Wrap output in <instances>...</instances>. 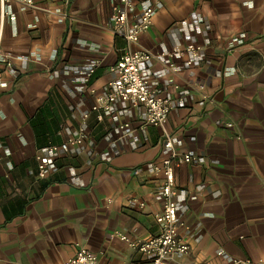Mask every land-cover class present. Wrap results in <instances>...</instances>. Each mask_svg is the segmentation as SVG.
<instances>
[{
	"label": "crops",
	"instance_id": "1",
	"mask_svg": "<svg viewBox=\"0 0 264 264\" xmlns=\"http://www.w3.org/2000/svg\"><path fill=\"white\" fill-rule=\"evenodd\" d=\"M141 1L155 7L133 46L151 53L141 74L173 101L166 129L192 156L175 170L179 236L190 249L168 264H223L219 250L264 258V0ZM112 6L6 5L14 18L0 22V54L9 55L0 59V264H63L80 247L102 264L150 263L133 244L159 232L161 131L130 102L91 111L125 50ZM189 44L202 49L194 56ZM81 134L68 152L43 151ZM39 154L52 162L43 178Z\"/></svg>",
	"mask_w": 264,
	"mask_h": 264
},
{
	"label": "built area",
	"instance_id": "2",
	"mask_svg": "<svg viewBox=\"0 0 264 264\" xmlns=\"http://www.w3.org/2000/svg\"><path fill=\"white\" fill-rule=\"evenodd\" d=\"M10 0H0V22L4 16L14 18L11 10L6 8ZM24 7L34 4V0H16ZM113 6L109 17L111 29L114 35L119 36L126 42L125 50L119 60L110 67L113 76L108 81V91L104 99H97L91 106V111L103 110L105 114H110L112 105L118 101L130 102L133 106L144 108L145 124L155 126L160 129L161 135L158 144L164 152L161 163L154 166L157 174H162L164 183L161 187L162 209L155 218L159 225L158 234L146 239L139 240L133 244L140 252L150 258L149 264H168L169 260L175 256H185L189 252V244L179 236V229L183 225L178 218V207L175 199L177 190L175 187V170L192 161L189 153H183L177 149L174 143V134L166 129V120L172 109V100L160 95L156 89L150 87L148 80L141 74V64L151 58V53L133 48L139 43L140 36L152 26L155 7L144 4L141 0H112ZM133 16V17H131ZM202 49L200 45L189 44L185 50L194 56ZM176 52V51H175ZM34 58H39L32 55ZM25 58V57H21ZM2 62L9 59V55L0 54ZM27 60V58H25ZM190 60L187 64H191ZM12 73L15 69L8 66ZM169 68L174 72L177 67L170 64ZM95 66L85 71H80L83 81L87 82L94 73ZM17 75V73H16ZM94 93V90H91ZM88 113L84 114L87 117ZM130 125L124 123L121 129H126ZM230 126V124H228ZM83 142V135L70 137L60 144H50L43 148L48 155L58 152H68L70 148L79 146ZM6 155H9L7 152ZM38 160V175L43 178L52 162L49 157L36 156ZM1 160V156H0ZM136 202V199H131ZM144 203L139 202V206ZM122 239L126 240L125 237ZM218 257L223 258V264H264V258L255 262L226 257L222 250L217 252ZM63 264H102L98 257L91 251L80 247L78 252L65 260Z\"/></svg>",
	"mask_w": 264,
	"mask_h": 264
}]
</instances>
